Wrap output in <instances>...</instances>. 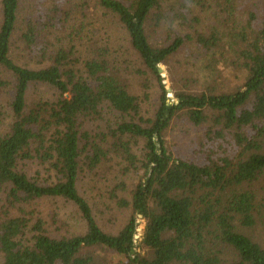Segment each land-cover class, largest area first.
Wrapping results in <instances>:
<instances>
[{
    "label": "trees",
    "instance_id": "16d2710c",
    "mask_svg": "<svg viewBox=\"0 0 264 264\" xmlns=\"http://www.w3.org/2000/svg\"><path fill=\"white\" fill-rule=\"evenodd\" d=\"M89 1L118 19L159 81L158 107L153 117L141 116L140 101L105 48L77 69L73 47L53 50L42 43L44 28L57 27V0H42L46 16L30 20L22 34L35 67L17 64L11 50L20 0H0V68L14 79L11 102L0 110V193L20 213L0 211V264H99L86 252L92 248L115 252L123 264H264V247L249 233L264 220V188L258 185L264 179V0L260 14L250 12L248 20L242 16L248 0ZM199 8L218 23L225 14L226 22L202 28ZM175 21L200 32L184 37ZM149 23L153 29L169 25V33L176 32L172 43H152ZM192 40L206 52L208 69H241L244 87L234 93L176 92L172 101L159 66ZM8 85L0 80V93ZM38 86L52 90L54 99L30 103ZM181 113L197 126L211 123L213 142L208 150L201 147L202 162L175 157L167 145L166 132ZM131 139L143 142L142 156ZM113 158L141 170L130 200L120 202L131 216L116 235L102 229L79 186L82 171L96 175ZM36 160L48 167L50 182L40 184L24 170V161ZM43 199L73 204L85 232L51 236L44 220H32L34 212L26 209ZM140 217L146 226L137 239Z\"/></svg>",
    "mask_w": 264,
    "mask_h": 264
},
{
    "label": "rangeland",
    "instance_id": "374dc122",
    "mask_svg": "<svg viewBox=\"0 0 264 264\" xmlns=\"http://www.w3.org/2000/svg\"><path fill=\"white\" fill-rule=\"evenodd\" d=\"M57 1L59 8H61L59 12L54 14V16L57 15V27L56 29L53 27L44 28L45 32L42 35H47V37L42 39L44 41L42 43L50 44L53 50L58 48L70 50L73 47L72 59H74L77 69H82L84 63L93 58L94 50L105 48L108 51V60L117 67L130 93L140 101L141 116L153 117L159 104V81L153 73L145 68L139 55L132 48L129 36L118 19L89 0ZM85 1L90 2V4L88 3L89 8L85 7ZM41 3L42 0H20L19 19L12 42L11 57L21 66L35 67L36 65V61L31 60L25 50L22 34L30 20H39L41 16H46ZM248 3L250 8L246 10L247 14L246 11L242 14L243 17L245 15L246 20L249 19L250 12L260 14L259 10L263 5L262 0H248ZM199 12L203 20L202 28L209 23H218L214 20L213 14L208 13V10L200 9ZM226 18L225 14L219 15L218 25L225 23ZM151 25L153 23L148 24L147 33L152 43L165 44L166 46L172 43L176 32L171 30L170 32L174 33L170 34L169 25L154 27L155 31ZM172 25L176 26L177 31H181L184 37L190 33L192 35L189 36H193L196 30L200 32L199 26L193 29L189 27V23L182 27L178 21H175ZM187 42L175 57L168 60L166 64L159 66L162 70L161 76L165 80L164 84L168 97L172 101L176 100L174 96L176 92L193 95H201L208 90H213L219 94L234 93L244 87L246 74L240 71L241 69H232V65L226 68L219 65L218 72L214 69H208V61L205 60L208 59L206 52L201 50L193 40ZM0 80L9 83L0 93V110H5L11 102V89L14 85V79L4 68H0ZM53 93L45 86L34 87L31 90L29 101L31 103L43 99L53 100ZM105 114L106 120L110 118L111 112L109 110ZM88 124L91 128L95 126L93 122ZM209 130H212L211 123L197 126L184 113H181L166 132L167 145L174 152L175 157L182 155L202 162L201 147H206L208 150L213 142L208 140ZM131 140L134 153L139 157L142 156L143 142ZM23 168L28 172L29 177L36 179L38 183L50 182L49 177L51 175L48 167L41 165L39 161H24ZM127 169L129 172H126ZM140 175V169H130L128 164L117 158H113L112 161L104 164L96 171V175L90 174L87 170L82 171L79 184L80 192L93 204L98 223L108 234H118L129 220L131 210L128 207H122L120 202L130 200L131 191L138 183ZM121 184L126 185V187L117 189ZM258 185L264 188V179ZM8 209L11 210L12 215H20L18 209L8 205L6 194L0 193L1 213ZM26 209L28 213L34 212L32 220L38 218L44 220L47 231L53 237H72L85 232V224L78 210L73 204L64 200H36L26 206ZM137 223L139 224L137 238H140L146 221L140 217ZM249 233L264 247V220L258 221ZM86 252L94 256L99 264H123L121 257L112 251L92 248Z\"/></svg>",
    "mask_w": 264,
    "mask_h": 264
},
{
    "label": "water",
    "instance_id": "95a60500",
    "mask_svg": "<svg viewBox=\"0 0 264 264\" xmlns=\"http://www.w3.org/2000/svg\"><path fill=\"white\" fill-rule=\"evenodd\" d=\"M160 70V72H162V70L161 69H159Z\"/></svg>",
    "mask_w": 264,
    "mask_h": 264
},
{
    "label": "clouds",
    "instance_id": "9594fccd",
    "mask_svg": "<svg viewBox=\"0 0 264 264\" xmlns=\"http://www.w3.org/2000/svg\"><path fill=\"white\" fill-rule=\"evenodd\" d=\"M137 239H139V238H137Z\"/></svg>",
    "mask_w": 264,
    "mask_h": 264
}]
</instances>
